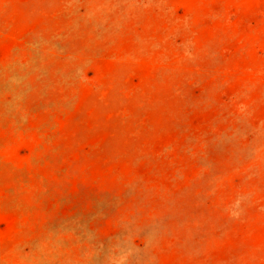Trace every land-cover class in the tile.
<instances>
[{"label": "rangeland", "instance_id": "rangeland-1", "mask_svg": "<svg viewBox=\"0 0 264 264\" xmlns=\"http://www.w3.org/2000/svg\"><path fill=\"white\" fill-rule=\"evenodd\" d=\"M0 264H264V0H0Z\"/></svg>", "mask_w": 264, "mask_h": 264}]
</instances>
